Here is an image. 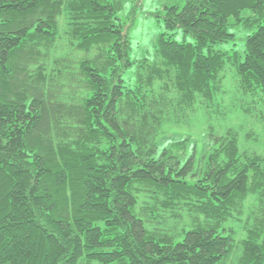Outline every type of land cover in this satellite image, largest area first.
Returning a JSON list of instances; mask_svg holds the SVG:
<instances>
[{"label": "trees", "instance_id": "16d2710c", "mask_svg": "<svg viewBox=\"0 0 264 264\" xmlns=\"http://www.w3.org/2000/svg\"><path fill=\"white\" fill-rule=\"evenodd\" d=\"M142 7L0 0V264H264V154L193 132L264 122V0H164L133 58Z\"/></svg>", "mask_w": 264, "mask_h": 264}, {"label": "rangeland", "instance_id": "374dc122", "mask_svg": "<svg viewBox=\"0 0 264 264\" xmlns=\"http://www.w3.org/2000/svg\"><path fill=\"white\" fill-rule=\"evenodd\" d=\"M164 0H142L143 7L136 15L135 23L131 30V56L133 58H141L148 55V52H152V47L160 33L163 31L164 25L161 18H158L157 12L161 10ZM131 4L126 5L123 11V17L129 13ZM175 38L178 41L185 40V36L182 31L178 30ZM187 40H193L191 36L187 37ZM232 43H223L218 45L217 48L230 49ZM237 43L240 48H243L244 42ZM235 79L236 76L233 70L228 67L226 69L225 86H229L231 92L235 94ZM232 94V95H233ZM233 100V98H231ZM239 104H230V109H224L226 106L224 103L223 109L227 111L225 117H221L219 114L212 113L211 116L206 118L199 112L194 118L195 122L193 126L197 135H199V128L210 125L214 132L223 133L228 128H234L239 133V142L241 149H248L251 151H259L264 154V122L253 117L246 116L240 109H237ZM219 110V107H217ZM193 122V121H192ZM84 264H105L98 261L84 262ZM117 264V263H109Z\"/></svg>", "mask_w": 264, "mask_h": 264}]
</instances>
